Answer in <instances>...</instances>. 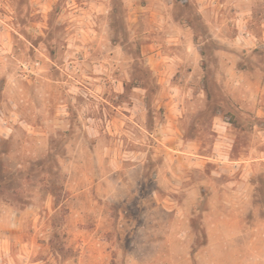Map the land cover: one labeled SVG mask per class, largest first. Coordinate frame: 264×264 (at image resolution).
Returning a JSON list of instances; mask_svg holds the SVG:
<instances>
[{
	"label": "rangeland",
	"instance_id": "rangeland-1",
	"mask_svg": "<svg viewBox=\"0 0 264 264\" xmlns=\"http://www.w3.org/2000/svg\"><path fill=\"white\" fill-rule=\"evenodd\" d=\"M233 201L263 239L264 0H0V264H173Z\"/></svg>",
	"mask_w": 264,
	"mask_h": 264
},
{
	"label": "crops",
	"instance_id": "crops-1",
	"mask_svg": "<svg viewBox=\"0 0 264 264\" xmlns=\"http://www.w3.org/2000/svg\"><path fill=\"white\" fill-rule=\"evenodd\" d=\"M184 29V28H183ZM178 30V29H177ZM185 40L188 41L185 37ZM194 50V49H193ZM192 55L195 56L196 52L191 51ZM193 142L187 141L186 145H192ZM185 161H187L188 166L191 168H194L195 166L200 165V162H202V159L198 156L188 155L185 158ZM105 163L109 164L111 163L110 159H105ZM137 166L138 168L141 166V164H133V167ZM107 166H105V169ZM161 166H158V172L157 174L162 177L163 171L161 169ZM157 175V176H158ZM105 177V179H101L97 181L96 183V190L100 192V194L105 198H108L111 194L114 195V193L121 194L122 196L130 194V191L122 190L121 187H116L113 185H110V181ZM106 180V181H105ZM178 181V180H177ZM170 194L177 193V192H187L188 195L193 193H198V188L195 184L187 187H181L178 186H170ZM128 190V189H127ZM184 190V191H183ZM124 192V193H123ZM132 192V191H131ZM224 192V191H223ZM237 194V190H233V196L235 197ZM238 195V194H237ZM172 199V198H171ZM172 205L170 206L169 212H172L173 210H176V208L179 206V202L177 200L171 201ZM188 201H184V203H181V207L183 205L185 206L186 210H189L192 208L191 206H188ZM203 207H199V209H202ZM213 212L208 214V219H203V225L205 226V244H201L197 246L196 249L193 251V246L195 247L196 241H197V234L194 232V229L191 228V223L188 222L187 228L185 227V230L187 229L189 234L187 239V244L185 245L186 249L180 250L178 247L175 248V251L173 249L170 250V257L175 259L173 264H182V261L179 259L186 258L188 260L192 257L191 254H193V264H264V237L263 239H259L257 235V228H256V221L253 222H247L244 221L241 217V211L237 212L239 209L242 208V205H239L237 202L233 201L230 203V205H223L221 206L219 203L213 206ZM233 210V213H231L230 209ZM229 210V211H228ZM178 212L177 210L175 211ZM126 222L133 223V219H125ZM163 226H175L178 225L179 219H172L170 220V223L168 224L166 220L160 221ZM140 225V224H139ZM139 225H134L136 227V230H133L132 236L135 235V238L137 239L136 248L134 252L130 253L128 255V258H142V257H149V256H155L157 253L148 254L140 253L142 243V234L145 233L143 230L145 226H149L150 224L144 223V226L139 227ZM143 225V224H142ZM152 225V224H151ZM153 226V225H152ZM178 232V229L176 233ZM217 234L215 239H212L214 234ZM178 246L177 244H175ZM190 250V251H189ZM192 250V253H191ZM157 251H159L157 249ZM156 252V251H155ZM190 259V260H191ZM172 264V263H171ZM187 264H190L187 263Z\"/></svg>",
	"mask_w": 264,
	"mask_h": 264
}]
</instances>
